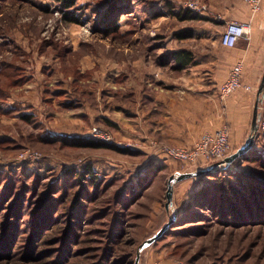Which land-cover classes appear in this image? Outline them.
<instances>
[{
	"label": "rangeland",
	"instance_id": "obj_1",
	"mask_svg": "<svg viewBox=\"0 0 264 264\" xmlns=\"http://www.w3.org/2000/svg\"><path fill=\"white\" fill-rule=\"evenodd\" d=\"M63 1L0 0V264H264V211L239 203L236 213L232 190L228 208L215 193L194 200L204 186L219 191L209 174L229 169L253 181L238 187L245 203L264 207V132L216 168L166 158L163 147L184 146L150 134V93L180 73L170 53L220 45L227 0H199L208 11L188 10L203 17L192 20L175 14L188 0ZM186 30L194 36L179 39ZM263 76L264 64L256 92Z\"/></svg>",
	"mask_w": 264,
	"mask_h": 264
},
{
	"label": "crops",
	"instance_id": "obj_2",
	"mask_svg": "<svg viewBox=\"0 0 264 264\" xmlns=\"http://www.w3.org/2000/svg\"><path fill=\"white\" fill-rule=\"evenodd\" d=\"M226 3L222 22H252L255 33L250 40H241L233 48L223 46L220 40V45L203 54L192 50L195 63L180 69L178 78L162 80L166 91L150 93L152 136L173 145L191 147L201 134L228 124L232 144L237 147L247 140L246 134L253 132L258 88L240 89L225 100L221 99L219 88L238 62L246 66L244 82L257 87L256 75L264 64V20L244 0ZM247 67H251L248 76Z\"/></svg>",
	"mask_w": 264,
	"mask_h": 264
},
{
	"label": "built area",
	"instance_id": "obj_3",
	"mask_svg": "<svg viewBox=\"0 0 264 264\" xmlns=\"http://www.w3.org/2000/svg\"><path fill=\"white\" fill-rule=\"evenodd\" d=\"M252 8L255 14L263 8V0H244ZM185 9L194 13H207L205 5L199 0H188L185 2ZM252 22L231 20L226 23L221 35V44L233 48L241 40H250ZM254 90L253 86L244 82V65L236 63L229 72L227 79L220 85L219 94L222 100L227 99L240 89ZM259 130L264 132V102L261 107ZM232 132L228 124L223 125L214 132H205L201 138L191 147L165 146L161 152L166 158L179 160L185 164L195 166L210 165L225 160L232 154Z\"/></svg>",
	"mask_w": 264,
	"mask_h": 264
},
{
	"label": "trees",
	"instance_id": "obj_4",
	"mask_svg": "<svg viewBox=\"0 0 264 264\" xmlns=\"http://www.w3.org/2000/svg\"><path fill=\"white\" fill-rule=\"evenodd\" d=\"M63 2L67 7H73L77 4V0H64ZM112 9H115V6L114 7L112 6ZM175 14L177 17H179V19H182V20H192V19L203 18L202 16L193 14L188 10L182 11L180 13L176 12ZM69 19L74 21V22L78 21V18L76 16L70 17ZM106 25L110 28L111 27L117 28V21L116 22L111 21L110 23H107ZM105 31H107V30H105ZM176 35L179 39H186V38L193 37L194 33L191 30H186V31L178 32ZM194 58H195L194 52L188 48H181V49L173 50L170 53V57H169L170 62H174L175 63L174 67L178 70L185 68L191 64H194L195 63ZM262 93L264 94V90L262 91ZM25 118H26V120L27 119L30 120L29 116H24V119ZM257 132H258V130H255V131H253V134H255ZM78 138H81V141H79V143L80 144L82 143L86 147H91V148L109 147V145L105 142L100 143L99 141H96V140L95 141L94 140H83L82 137H78ZM60 140H62L63 142L66 141L64 138H60ZM76 142H78V141H76ZM246 156H247V154L241 158H244ZM255 156L259 157V159L263 160V158H260V156L258 155V152H257V154H255ZM219 171L221 173L223 172L225 174L226 173H228V174H226V176H220V174H218L216 172V170H214L213 172H211L209 174V175H212L214 177V179L216 180V182H214V184L219 186V188H220L219 191H217V190L212 191L213 187H211V184L209 183L210 186H206V187L204 186L196 192V195L194 197L195 201L197 198L199 199L201 197L206 199L207 194L215 193L218 195V198L221 200L218 205L222 206V208L223 207L228 208L227 205H228V201L230 200V198H227L229 195L226 192H228V191L230 192L232 190L235 194H234L233 200L231 201V208L233 210H235L236 213L240 214V212L243 211V209L241 207H238V206L236 207V205L239 203L240 204L244 203V205L246 206V211H248L250 209L254 210V212H256V213H257V211L258 212L264 211V207L261 206L259 199L254 201L256 204H253V201H250V200H249L250 202L245 203L246 197H244V196H246V195L245 194L241 195V193H243V192L240 193L241 190H239L238 187H243V189H246L249 187V182L253 183V181L250 178H248L249 177L248 174L237 173V171H232L229 169H225L224 171L223 170H219ZM71 172H72V170H71ZM88 172L90 173V176H88V177L92 178L93 181L96 182L97 177H96V175H94V171L92 169H90ZM72 174H73V172H72ZM78 175H79L78 179H80V180L86 179L85 174L81 173ZM232 176L234 178H232ZM252 177H254V176H252ZM221 181H222V183H221ZM227 184H229V185L233 184V187L229 186V188H227ZM250 187H251L250 193L254 194V198L257 197L256 196L257 194L262 193V184L261 183L259 185L253 184ZM256 187H257V190H256ZM258 214H260V213H258ZM258 214H257V216H258ZM240 215H242V214H240Z\"/></svg>",
	"mask_w": 264,
	"mask_h": 264
},
{
	"label": "water",
	"instance_id": "obj_5",
	"mask_svg": "<svg viewBox=\"0 0 264 264\" xmlns=\"http://www.w3.org/2000/svg\"><path fill=\"white\" fill-rule=\"evenodd\" d=\"M263 90H264V76H263L262 83H261V85L259 87V91H258L259 96H260V94L262 93ZM259 102L260 101L258 100L257 104L255 105L254 119H253V131L258 129L257 121H258V118H259V116H258V114H259ZM253 144H254V139H253V137H251V138H249L247 140V143L244 146H242L236 152H234L231 155H229L225 160H223L221 162L214 163L212 167L216 168L220 163H225V164L233 163L235 160L243 157L246 153H248L251 150ZM210 169H207V170H204V171H199V172H197V174H201V173L210 171ZM192 175L193 174H182L180 176V178L190 177ZM173 182H174V177H171L170 180H169V184H168V192H167V200H168V202L166 204L167 207H169L170 204H172V202H173ZM157 237L158 236L154 237L153 240L155 238H157ZM153 240H151V242Z\"/></svg>",
	"mask_w": 264,
	"mask_h": 264
}]
</instances>
